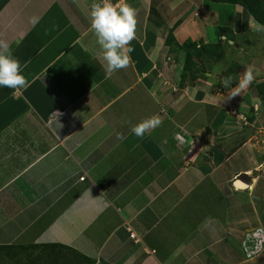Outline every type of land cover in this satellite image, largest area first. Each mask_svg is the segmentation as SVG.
Masks as SVG:
<instances>
[{
    "label": "crops",
    "instance_id": "1",
    "mask_svg": "<svg viewBox=\"0 0 264 264\" xmlns=\"http://www.w3.org/2000/svg\"><path fill=\"white\" fill-rule=\"evenodd\" d=\"M126 1L138 10L131 63L106 79L90 27L91 6L99 0H0V39L10 43L29 82L26 89L0 87V264H244L240 243L230 240L234 226L228 222L227 194L246 189L236 185L243 173L253 178L248 188H256L261 176L253 172L260 163L250 161L253 170L229 165L240 148H258L250 143L254 129L264 127L259 120L264 114L255 110L264 103L253 92L230 101L217 68L205 70L200 84L174 83L178 88L161 95L159 67L149 62L169 47L165 39L174 26L182 44L189 38L209 43V28L233 24V32L220 30L217 38L223 48L237 50L233 40L242 46L236 38L261 24L241 5L215 8L212 0H165L161 14L158 0ZM53 5L66 13L63 33L58 31L64 37L50 34L41 41L55 17ZM193 27L200 39L191 36ZM50 40L58 46L45 47ZM169 70L174 77L180 72ZM262 73L257 80H264ZM189 106L202 107L197 114L206 118L194 124L196 130L183 115ZM208 106L220 108L221 116L211 117ZM152 115L172 121L135 136L131 127ZM243 125L251 126V135L240 136L243 145L235 154L214 147L215 141L227 142L232 131L238 136ZM204 151L208 157L202 158ZM34 170L50 177L49 188H34ZM202 180L225 191L226 200L213 201L202 218L188 223L175 212ZM256 199L264 214V197ZM239 217L236 226L241 221L249 226L251 216ZM44 254L58 261L42 259Z\"/></svg>",
    "mask_w": 264,
    "mask_h": 264
},
{
    "label": "rangeland",
    "instance_id": "2",
    "mask_svg": "<svg viewBox=\"0 0 264 264\" xmlns=\"http://www.w3.org/2000/svg\"><path fill=\"white\" fill-rule=\"evenodd\" d=\"M118 2H119V0H118ZM125 2H127V1H125ZM158 3H159L158 6H160L159 13L161 14L162 10L166 9L164 6L165 0H158ZM41 5L44 8L45 4L41 3ZM168 5L171 6V4H168ZM237 5H239V4H237ZM36 9L41 10V6H38ZM60 9H61L60 6L53 5L52 12H53L55 17L51 22H50V20H51L52 16L49 17L48 22H50V23H48L47 28L43 32V35L40 37L41 41L46 40V38L50 34H52L53 36L57 35L55 38L64 37V34H61V35H59V34H60V32L63 31L62 26L64 25L63 23L65 20V17H63L62 15H66V13L61 14ZM38 12H41V11H38ZM218 17H219V14H218ZM231 21L233 23L235 22L233 19H231ZM240 24H242V22H240ZM44 27H45V24L43 23L42 25L39 26V31H42V29ZM218 29H219V27H215V26H213L212 28H209V34L208 35H209L210 39H214V41H218V38H217V36H218L217 32H219ZM237 29H239L238 31L242 30V29H240L239 26H237ZM255 29H257V28H254L252 30H248L247 32H243L241 34V36L236 38L237 43H239L242 46H239L238 44L235 43V40H233L234 42L232 44L235 46V48L237 50H235V49L233 50L232 45L227 46V47L225 46L226 49L224 48V55L221 58H219L218 60L215 59V57L210 56L208 54H204L198 58H197V56L194 57V59L196 60V61L194 60L195 63L197 62L199 64V65L197 64V67H199L200 69H202L204 67V69L206 71L211 69V68L212 69L217 68L216 69V75H217L216 78H218L219 77L218 75H220V77L218 78V81H219V79L221 81L229 75H231V76L234 75L228 70L230 67H232L231 64L235 63V64H238L239 66H242V68H240V69H242V71L239 74L240 75L239 78L243 75V72L246 70V66L253 65L255 67V69H257V72L255 74V79H254L255 83L262 82L263 79L257 80V78H260L261 77L260 75L263 74L262 72H264V70H263V68H264V31L255 32ZM261 29H264V25H261ZM47 30H48V33L45 34V32ZM58 31H60V32L58 33ZM190 31H191V33L193 32V35H191L193 38L200 39V36H198L199 33H201V32H198L200 30H196V28L193 27V30H190ZM235 34L236 33H234V35ZM203 39H204V37H202V40ZM222 39L227 40V37L226 38L222 37ZM204 41H205V39H204ZM54 42L55 41L50 40L45 45V47L51 48L52 45H53V47L58 46L57 45L58 42H55V43ZM197 42H198V40H197ZM229 42L231 43L230 40H229ZM179 44H178V47L175 46V49L177 47V50H176L177 53H175L174 47H170V46L168 47L167 46L168 48L164 49L165 54L163 52H162V54L159 53L160 55H158V58L150 56L151 59H150L149 63L153 62V65H155L156 68L159 67V72L161 73V77H160L161 79L160 80L162 81L161 83L163 84V87H162L163 91L161 93L159 92L161 95L166 93V90H165L166 88H169V87L175 88V86H176V88H178L177 85L181 81V75L179 73L183 72V66L186 63V61H185L186 47H182ZM169 49H170V51H169ZM43 56L46 57L45 54ZM177 56H178V58H176ZM175 60L179 61L180 64L175 62ZM172 67L173 68L177 67L180 70L179 73H176L177 77L179 76L178 78L174 77V75L172 73H170L169 69L173 70ZM192 67L194 70H197L196 66L195 67L192 66ZM165 69H166V72H165ZM201 75H202L201 78L205 79L207 73L205 72L204 74H201ZM152 79L154 80L155 78L153 77ZM216 81H217V79H216ZM238 82H239V80H238ZM174 83H177V85H175ZM192 85H196V84L193 83ZM235 86H237V84L232 85V87H235ZM217 87H219V85L215 86V89H214L215 94H216V92H219L221 90V88L219 89ZM226 89H228V88H226ZM223 91H224V89H222V92ZM228 91H229V89L226 90L223 94L228 95ZM248 92L249 93L253 92V93L257 94L256 88H254L250 84L246 89L242 90L241 94H239L237 96L243 95V94L248 93ZM155 93L157 94L158 92H155ZM160 94H159V96L156 97L157 100L155 103H157L158 101H159V103L161 102V97H160L161 95ZM217 94H219V93H217ZM217 96H219V95H217ZM257 96L255 95V97L258 100L261 99L260 102H262V104H263L264 103V100H262L263 97L258 98ZM234 98H230V101H233L232 99H234ZM242 106L244 108L248 107V105L245 106V104H243ZM200 108H202V107H194V106L190 107L189 106V108L185 109L184 113H183L184 118L187 116L189 123L193 125L190 127V128H193V130L197 129V127L194 124L200 123L206 119L203 115L197 114V111ZM164 109H166V105H165ZM255 110H257V112H261L262 114H264V108H261V105L257 108L255 107ZM220 111H221V113H217ZM208 112H209V115L211 114V117L215 116L216 114H217V117H219L222 114V110L220 108H217L214 106H208ZM242 115L244 116L243 120H245L247 114L245 115V113H243ZM159 116L161 119H163V123L161 125L162 128L164 125L169 126V123L172 121L171 118L167 119L166 117L163 118L162 115H159ZM172 119H175V116ZM182 120H183V117H182ZM259 120L261 121V123L264 126V117H261V118L259 117ZM253 124H256V126H259L258 123H256V122H254ZM244 127L245 126L243 125L238 136H236L237 135L236 131H235V133L232 131L230 134H228L227 142L222 143L221 146L217 143V141H215L214 147L216 149H219L220 151L223 150V152L225 154H229V155H231L233 153L235 154V150L238 149L240 147V145H243L242 143L239 142V140H241L242 136L243 135L248 136L249 134L251 135V133L248 132V131L252 130L250 128L251 126H247L246 127V128H248L247 130L246 129L244 130ZM239 128H240V126H239ZM261 129H262L261 132L256 131L254 129V135L251 138V139H253V141L250 143L251 146H257L258 148L257 149L255 148V150H252L248 147L247 148L245 147L243 149L240 148L239 153H238V151H236V154H235L236 156L234 158L235 159L234 162L229 165L231 170L234 168H238V167L245 168L248 165H249L248 167L252 168V170H253L252 163H254V162L260 163L258 170L255 169L253 172V174H255L257 172L258 177L261 176V181L257 184L256 188H254V186H252L251 188H246V189L242 188L243 191H240V194H235L232 192H231L232 195L227 194V196H230L227 199V201L229 202V213H228L229 219H228V222H229V224H231V226H234V227H232V228H234V230H233V232H231L230 240L233 241L235 239V241H234L235 244L240 243L241 250L243 251V253L239 249L240 246L237 248H238V251H239L240 257H241L240 260H245L244 264H264V254H261L259 257H253L250 259L246 255L244 248L242 247V242L244 241V238H243L244 235L246 233L253 231L256 227L264 225V214L263 213L261 215L259 214V212L261 211V208L263 207L262 201H260L259 199H256L257 197H262V196L264 197V127ZM182 134L184 135V133H182ZM234 135L236 137H234ZM240 136H241V138H240ZM199 137H201V136H199ZM248 137H250V136H248ZM223 147H225V149H223ZM212 151H213V153H215L214 150H212ZM209 152H211V151L209 150L208 153L204 151L202 153L201 157L202 158L208 157L205 153H207L209 155ZM250 155H252V159L249 158ZM250 161H252V163H250ZM42 173H45V172L43 171ZM42 173L39 170L37 172H35V170H34L32 172L33 175L30 178L31 181L36 182L34 184V188L36 190H40V191L46 190L47 188H49L48 186H50L52 184V182L50 181V177H48V176L45 177ZM245 176H249L250 178H252L251 174L243 173L239 177V180L237 183H239L241 178L245 177ZM35 179H37V180H35ZM207 182H208L207 180H202L198 186L197 185L195 186L194 190L192 189L193 192H192V195H190L191 197H188L187 199H184V198L182 199V202L179 204V207L177 208V210L175 212V215L180 214L182 218H187L186 221L188 223H194V220L196 222L197 220H199L200 218H202L204 216V214H205L204 211L209 209V207L212 205L213 201H216L217 199H219L220 201L225 199V191L224 192L218 191L216 189L213 190V189H211L209 182L208 183ZM252 182H253V178H252ZM237 183H236V185H237ZM230 184H231V186L234 185V184L232 185V183H230ZM191 186L194 187V183H191ZM206 195H208V196H206ZM219 200L217 201L218 203H220ZM226 204H227V202H226ZM161 207L166 208V206H164V205L163 206L161 205ZM181 211H183L185 214H181ZM255 212H256V214H255ZM242 213L248 217L251 216L250 219L246 220V222L248 223L249 226H247V225L244 226V223H242L243 221H241L240 219H239V221H241L240 224L238 226H236L235 221H237V218H240L239 214H242ZM133 236H134V238H136L137 235L133 234ZM53 250H54V252H56V248H53ZM45 255L46 254L43 255L42 259H44V257H45V260H47V261H49V260L52 262L58 261L57 258H53V257L51 258V256H49V255L46 257ZM221 258H223V257H221ZM197 264H201V263L198 262Z\"/></svg>",
    "mask_w": 264,
    "mask_h": 264
},
{
    "label": "clouds",
    "instance_id": "3",
    "mask_svg": "<svg viewBox=\"0 0 264 264\" xmlns=\"http://www.w3.org/2000/svg\"><path fill=\"white\" fill-rule=\"evenodd\" d=\"M125 1L99 0L92 4L90 10V27L101 49V66L104 68L106 79L130 65V53L134 50L130 44L137 39L138 10ZM38 20V17H33L31 22L35 24ZM255 30L264 31L259 28ZM256 72L257 69L253 65L246 66L235 87L230 86L236 79L233 76L229 75L221 80L220 83L229 89L228 98L241 94L242 90L253 82ZM28 86L29 82L22 71L21 62L13 55L10 43L6 39H0V87L19 90ZM162 123L159 115H152L133 125L131 132L143 138L146 133H151ZM242 247L250 259L264 254V225L249 232L242 242Z\"/></svg>",
    "mask_w": 264,
    "mask_h": 264
},
{
    "label": "trees",
    "instance_id": "4",
    "mask_svg": "<svg viewBox=\"0 0 264 264\" xmlns=\"http://www.w3.org/2000/svg\"><path fill=\"white\" fill-rule=\"evenodd\" d=\"M212 1L215 8L218 7L221 8L224 3H228L231 5L239 4L245 9H247L249 14L252 15L257 22H259L261 25H264V0H212ZM218 4L220 5L218 6ZM221 18L224 19L223 14ZM174 27L170 29L165 39V42L167 45H169L170 47H174L175 49V46L178 47L179 42L174 35V29H175ZM232 28H233L232 24H227V23H223L219 26V29L222 31L221 33H225V32L228 33V31L233 32ZM219 29L218 31H220ZM219 40L214 41V39H211L209 43H204V41L197 42L189 38L186 42L179 44L182 47H186V51H185L186 63L183 66V72L181 74V81L179 83L180 88L186 87L187 85H192L193 83L195 84L202 83L201 74L205 73V69L204 67L202 69L197 67L198 63L197 62L195 63L196 60L194 59V57L197 56L198 58L204 54H208L210 56L215 57V59L217 60L221 58L224 55V48L222 47V44L219 43ZM191 65L194 67L196 66L197 70H194ZM231 66L232 67H230L228 70L232 74H234L232 76L236 79L233 80L230 86L235 85L237 83L238 78L240 76L239 74L242 71V69H240L242 68V66H239L238 64L233 63L231 64ZM251 85L254 88H256L257 95L263 97L264 99V80L262 82H257V83H255V80H253ZM90 263L93 264V260H91Z\"/></svg>",
    "mask_w": 264,
    "mask_h": 264
},
{
    "label": "bare ground",
    "instance_id": "5",
    "mask_svg": "<svg viewBox=\"0 0 264 264\" xmlns=\"http://www.w3.org/2000/svg\"><path fill=\"white\" fill-rule=\"evenodd\" d=\"M252 178L249 176L247 178H242L239 183H237V187L239 188H248L251 186Z\"/></svg>",
    "mask_w": 264,
    "mask_h": 264
},
{
    "label": "built area",
    "instance_id": "6",
    "mask_svg": "<svg viewBox=\"0 0 264 264\" xmlns=\"http://www.w3.org/2000/svg\"><path fill=\"white\" fill-rule=\"evenodd\" d=\"M247 234H248V233H246V234L244 235V237H243L244 239L246 238Z\"/></svg>",
    "mask_w": 264,
    "mask_h": 264
}]
</instances>
